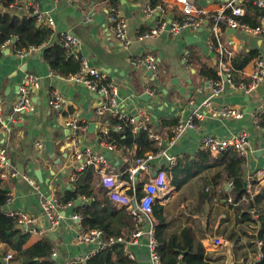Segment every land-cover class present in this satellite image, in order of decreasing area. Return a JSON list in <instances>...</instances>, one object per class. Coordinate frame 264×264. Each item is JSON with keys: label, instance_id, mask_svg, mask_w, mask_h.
Masks as SVG:
<instances>
[{"label": "crops", "instance_id": "0c3cea01", "mask_svg": "<svg viewBox=\"0 0 264 264\" xmlns=\"http://www.w3.org/2000/svg\"><path fill=\"white\" fill-rule=\"evenodd\" d=\"M29 1L39 4L44 20L48 17L54 19L56 30H70L81 39L83 56L117 83L120 99L118 109L131 115L141 108H149L155 130L166 140L171 126L164 125L165 121L187 118L206 97V93H200L199 88L206 84L208 78L200 74V69L204 64L209 66L216 64L217 59L215 51L209 45L211 31L207 20L197 30L187 29L179 35L164 30L153 38L139 39V35L156 26L164 18V14L158 9L149 8L153 0H117V5H120L128 22L130 44L125 47L107 28L110 0ZM224 1L199 0L196 3L208 14H212ZM160 4L165 9L167 21L182 14L181 7L175 0H161ZM89 15H93L94 19L88 20ZM200 28L202 29L199 30ZM229 34H234L232 38L235 53L251 57L239 73L240 79L248 81L256 60L261 56L264 58V33L247 34L236 31ZM189 36L192 38L188 41ZM147 53L156 56L158 64L156 77L150 74L149 69L144 67L137 69L132 64L134 58ZM26 74L39 76L41 86L33 93V109L23 112L20 117L13 120V105L18 98L22 78ZM148 87L155 88L153 94L147 91ZM182 88L185 92L180 90ZM52 90H57L62 95L65 101L64 108L54 109L50 106L48 101ZM218 98L219 100L215 102L219 105L241 108L244 117L235 119L207 115L199 122L197 129L190 133L187 131L178 137L172 149L178 154L179 159L181 157L180 161H190L195 159L201 150L203 136L211 134L228 137L241 131L247 132L249 137L247 152L240 154L235 149L228 151H235L244 159L245 182L252 185L247 191L253 197L258 194L261 196L256 207L260 214L264 215V174H257V170L264 172V127L260 122V115L259 125L252 116L259 106H264V77L250 93L227 87ZM0 100L3 103V122L0 121V128L5 130L1 141L8 146L11 162L21 173L16 179L2 183L8 190L13 189L14 192V199L9 207L22 208L36 215L41 226L46 227L42 235L28 234L27 246L45 240L51 249L56 251L57 255L53 257L57 264H87L86 261H75V257L95 254L99 245L97 243L84 245L78 241L80 225L71 217L72 213H77L74 204H63L60 223L48 227L42 201L45 197L58 195L59 192L71 187L69 176L74 170L70 146L72 133L65 125L66 117L71 114L76 115L83 124H87V130L81 132L78 143L82 147L105 152L109 161L116 167L119 187L125 193H131L128 175L124 174L129 162H124L117 153L109 152L99 140L101 125L110 128L105 120L110 113L107 111L104 119L96 114L102 97L91 92L83 83L59 76L45 61L41 50L21 57L13 50L5 49L0 50ZM92 122L96 123V127L89 131ZM47 140L54 142V157L46 150ZM39 141L44 143L43 149H39ZM118 151L132 160L137 156L138 146L135 145L128 153H124L123 149ZM159 164L160 160L154 164V169ZM223 168L224 164L204 167L200 174L187 180L181 188L170 185L172 178L169 177L168 185L159 192L156 202V205L163 206L162 215L165 220L163 234L169 238L174 234L179 235L184 228L189 227L194 239L203 243L206 257L211 264H227L229 252L233 255V264H260L261 261L257 257L258 238H253L252 235L257 219L246 220L236 212V206L233 207L234 197L231 194L235 183L229 184L232 179L225 177L226 179L220 180L217 185L214 184V177ZM38 172L41 178H38L36 174ZM22 174L36 178L38 188L29 183ZM179 177L181 175L178 179ZM99 178L102 183L100 175ZM246 186L247 184L245 188ZM224 191L229 193L226 198L223 197ZM205 193H208V196H204ZM248 197L250 196L245 195V198ZM229 198L233 201L229 202ZM86 200L82 198L81 204L87 203ZM116 207L124 208L122 205ZM256 227L259 229L258 225ZM216 238H222L226 244H216ZM146 242L147 239L142 237L138 243H126L125 248L128 247L136 255L135 261L130 259L133 264H152L147 254ZM3 249L4 244L0 242V252Z\"/></svg>", "mask_w": 264, "mask_h": 264}, {"label": "built area", "instance_id": "2783aa9c", "mask_svg": "<svg viewBox=\"0 0 264 264\" xmlns=\"http://www.w3.org/2000/svg\"><path fill=\"white\" fill-rule=\"evenodd\" d=\"M180 5L182 10V19L173 18L167 21L166 12L162 4L156 6H150L151 9H158L164 14V18L154 26L153 28L144 31L139 35V39H148L155 37L158 33L169 30L173 34H181L183 31L197 30L204 25L207 20L210 24L211 39L209 42L210 47L215 51L217 59V73L219 78L209 79L206 84L199 88L200 93H206L204 101L199 103L196 109H194L187 118H180L171 127L167 140L163 135L152 127V117L149 108H141L135 114H125L118 109L119 102V88L117 83L108 78L106 73L95 67L91 62L83 56L81 53V39L72 33L70 30H56L55 21L52 17H48L45 20L42 18L41 9L38 3L30 2L29 0H14L10 9L15 13H34L38 15L39 21L46 22L53 30V37L56 41L61 43L64 47L70 49L71 55L81 61V69L78 73L69 76L71 80L83 83L88 87L91 92L97 93L102 97L101 104L96 109L97 116L104 119V114L108 111L113 116H118L125 121L128 125L131 124L134 131L144 129L148 132L150 139L158 147L157 151H147L143 156H136L132 160L127 155L119 153L116 143L108 142L101 135H99L100 142L106 147L109 152H115L122 158V160L128 161L129 166L125 169L124 174L128 175L129 183L133 192L130 194L125 193L118 184V174L116 173V167L109 161L105 152L94 151L89 147H82L79 142V137L82 131L87 130V124H83L76 115H69L66 118L65 125L71 131V160L74 162V170L69 176V182L72 184L75 182L77 172L83 170L88 165L94 167V169L101 176L102 184L108 189V195L110 199L116 205H122L126 208L134 218L136 228L133 230L127 244L138 243L142 237L147 239L146 249L152 264H162V255L160 252V243L157 238V219L154 212V205L157 202V196L159 192L164 189L169 183V171L177 163L179 156L176 154L172 146L176 139L185 134L188 129H197L199 122L207 115L221 118H243L244 112L241 108L233 105H219L214 98L220 97L227 87L236 86L233 89H241L247 93L254 91L259 82L264 77V58L256 60V65L250 77L253 80H241L237 81L235 77L234 67L232 65V58L235 55V44L233 40L234 34H227V28H234L237 31L251 34H263L264 33V17L262 24L257 27H251L248 24L242 23L238 16H242L245 13V8L242 5L243 0H225L218 10L212 14H208L204 8L200 7L196 1L191 0H175ZM257 4L264 8V0H257ZM226 10H230V14H226ZM108 31L115 38L122 42L127 47L130 44L129 29L127 18L125 17L120 5H112L108 7ZM208 17V19H207ZM88 20H93L94 16L89 15ZM169 29H167V25ZM18 35H14L0 45V50H13V52L21 57L27 56L31 53L42 50V46L37 47L31 45L28 48H20L16 44ZM132 64L135 68L144 67L152 71L154 77L158 72V64L156 56L152 53H147L140 57L134 58ZM109 80L107 83L102 84L100 81ZM41 86V79L34 74H26L20 83V91L17 100L13 105V120H16L22 115L23 112L33 109V93ZM155 88L148 87L147 91L153 94ZM49 104L54 109H62L65 106V101L62 95L57 90H52L49 97ZM212 104V105H211ZM3 103L0 100V121L3 122ZM264 113V106H259V109L252 115L255 118V122L259 125L258 116ZM106 119V118H105ZM105 121V120H104ZM118 131H124V123L120 122L115 125ZM5 130L0 128V179L2 181L14 180L21 175L17 167L11 162L9 157L8 146L1 141V137L4 135ZM110 128L107 126L100 127V133L108 134ZM166 141V142H165ZM249 137L247 132L241 131L237 134H232L228 137H219L211 134H207L201 138L200 148L209 150L214 156H219L224 151L230 149L237 150L240 154H245L248 149ZM39 149L44 148V143L38 142ZM166 157L167 161L161 165V169L154 174V164L161 160L162 157ZM257 174H264L263 170H257ZM23 177L31 183L35 188H38L37 179L27 174H22ZM142 184L143 195L139 198L137 194V187ZM230 185H234V181L229 182ZM247 188L251 189L252 185L248 182ZM13 189L9 190L5 199V206L3 212L13 217L16 220L17 225L27 234H44L46 227H42L39 223L38 217L22 208H10L9 205L13 201L14 196ZM232 198H229L230 202ZM244 200V199H243ZM233 201V200H232ZM231 201V202H232ZM69 204H73L70 202ZM43 210L48 219V227H54L60 223L62 219L61 207L64 205L60 202L58 195H51L45 197L42 201ZM253 219H258L260 215L259 209L254 206L251 209ZM24 216V217H22ZM71 217L77 221L80 225V230L77 239L81 243H97V251L111 246L116 242L124 241L122 236L111 237L104 239L105 231L102 229H90L85 230L81 224V216L79 213H72ZM215 243L218 245H225L226 241L222 238H216ZM258 260L264 259V241L260 238L257 239ZM125 253L128 257L135 261L136 257L129 252V248H125ZM52 255L56 256L55 250L52 251ZM93 254L77 255L75 261L85 262ZM13 253L9 252L3 256V260L6 264H14L12 262ZM138 264V263H135Z\"/></svg>", "mask_w": 264, "mask_h": 264}, {"label": "trees", "instance_id": "16d2710c", "mask_svg": "<svg viewBox=\"0 0 264 264\" xmlns=\"http://www.w3.org/2000/svg\"><path fill=\"white\" fill-rule=\"evenodd\" d=\"M13 2L14 0H0V45L14 35H18L16 44L20 48H28L31 45L42 46L43 58L59 76L69 77L78 73L81 69V61L71 55L69 48L52 39V28L43 21L39 23L38 15L34 13L13 12L10 9ZM160 2L161 0H153L152 6H156ZM117 3V0L109 1L111 6L117 5ZM242 3L245 13L238 16L237 19L251 27L259 26L264 17V8L257 4V0H243ZM226 14L229 15L230 10H226ZM182 17L181 14L177 18L182 19ZM250 58V56L245 57L236 53L233 56L231 61L237 81H247L246 79H240L239 73L245 68ZM200 70V74L206 76V78H219L217 64L212 66L204 64ZM108 81V79H103L100 82L105 84ZM105 120L110 126V131L108 134L100 132L98 134L108 142L116 143L118 150L123 149L124 153H128L137 145V156H143L150 150H158L146 130L134 131L131 124L128 125L118 116L111 114ZM177 121L166 120L164 125L167 124L172 127ZM120 122L124 123V131H118L115 127ZM260 122L264 127V114H260ZM152 127L155 126L152 125ZM180 159L172 169L168 170L169 177L172 178L170 185L181 188L187 180L200 174L204 167L224 164V168L214 177V184L217 185L225 177L232 179L235 183L231 191L235 201V205L232 206H236V212L242 215L243 219L254 220L250 209L257 205V201L261 196L258 194L253 197L245 188L244 159L237 152L224 151L217 157L209 150L201 149L193 160L180 161ZM180 175L181 177L178 179ZM2 183L3 181L0 179V242L4 244V249L0 252V264H6L3 256L9 252L13 253L12 262L14 264H57L52 255V249L45 240H39L33 245L27 246L29 235L17 227L16 220L13 217L3 212L9 190ZM131 192H133V189ZM143 193L142 184H139L137 187L138 197L140 198ZM228 195L229 193L224 191L223 197L226 198ZM245 195L250 197L245 198ZM58 196L62 204L70 202L74 204V209L80 214L81 224L85 230L102 229L105 231L104 239L118 236L124 238V241L116 242L97 251L86 260L87 264H133L124 249L127 239L135 228L133 215L126 208L119 209L116 207L108 195V189L100 182L99 174L93 166L88 165L83 170L78 171L75 182L64 192H59ZM204 196H208V193H205ZM78 198H86L87 203L76 205ZM154 212L157 219V238L160 243L162 264H211L206 257L203 243L194 239L192 230L189 227L184 228L179 235L174 234L167 238L163 234L165 226L162 215L163 206L155 204ZM263 216V214H260L257 222H254L255 231L252 235L253 238H260L264 241ZM257 225L259 229H257ZM256 231H258L257 235H255ZM260 264H264V259Z\"/></svg>", "mask_w": 264, "mask_h": 264}, {"label": "water", "instance_id": "95a60500", "mask_svg": "<svg viewBox=\"0 0 264 264\" xmlns=\"http://www.w3.org/2000/svg\"><path fill=\"white\" fill-rule=\"evenodd\" d=\"M192 2H194L195 0H191ZM125 14H127V11H126V13ZM206 23H209L208 21L206 22ZM169 24L167 25V29H169ZM202 28H200L199 30H201ZM237 30L236 29H234V28H227V30H226V32H227V34H229V33H235ZM192 37H187V40L189 41L190 39H191ZM9 50V49H8ZM150 72V74H152V71H149ZM182 92H185V89H180ZM188 97L190 96V94H188L187 95ZM119 101H120V99H118ZM214 100L216 101H218L219 100V98L218 97H216V98H214ZM95 127H96V123L95 122H92L90 125H89V131H93L94 129H95ZM192 131H194V129H188V132L190 133V132H192ZM54 142L52 141V140H47V141H45V145H46V150H47V152L48 153H50V155H51V157H54L55 156V152L53 151L54 150ZM167 161V158L164 156V157H162L161 158V160H160V164L156 167V169H155V171H154V174H156L160 169H161V165H163L165 162ZM37 174V176H38V178H41V176H40V174H39V172L38 173H36ZM247 184V182H245V185ZM82 203V198H78L77 199V201H76V205H80ZM82 244H84L85 245V243H82ZM55 259V258H54ZM227 264H233V255H232V253L231 252H229L228 253V255H227V262H226Z\"/></svg>", "mask_w": 264, "mask_h": 264}, {"label": "bare ground", "instance_id": "6f19581e", "mask_svg": "<svg viewBox=\"0 0 264 264\" xmlns=\"http://www.w3.org/2000/svg\"><path fill=\"white\" fill-rule=\"evenodd\" d=\"M160 4V3H159ZM158 5V4H157ZM152 6V5H151ZM164 8V7H163ZM209 22V21H208ZM157 60V59H156ZM210 79V78H209ZM211 79H213V78H211ZM208 80V79H207ZM214 80H216V79H214ZM249 80H253L251 77H249ZM207 82V81H206ZM204 86V85H203ZM202 86V87H203ZM201 87V88H202ZM236 86L234 85V86H230V88H235ZM202 101H204L203 99H202ZM201 101V102H202ZM213 101H215L214 99H213ZM212 105V104H211ZM128 168V167H127ZM248 184V183H247ZM22 217H24V216H22ZM53 251V250H52ZM129 252L131 253V254H133L135 257H136V255L134 254V253H132L130 250H129Z\"/></svg>", "mask_w": 264, "mask_h": 264}, {"label": "clouds", "instance_id": "9594fccd", "mask_svg": "<svg viewBox=\"0 0 264 264\" xmlns=\"http://www.w3.org/2000/svg\"><path fill=\"white\" fill-rule=\"evenodd\" d=\"M246 188H247V186H246Z\"/></svg>", "mask_w": 264, "mask_h": 264}]
</instances>
